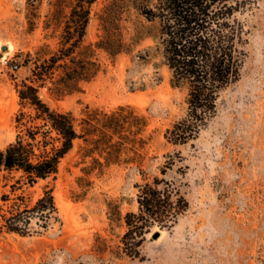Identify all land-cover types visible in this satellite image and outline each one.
<instances>
[{
    "label": "rangeland",
    "instance_id": "obj_1",
    "mask_svg": "<svg viewBox=\"0 0 264 264\" xmlns=\"http://www.w3.org/2000/svg\"><path fill=\"white\" fill-rule=\"evenodd\" d=\"M106 2L93 4L87 40L100 34L99 13ZM39 6L43 16L48 0H40ZM27 12V0H0V149L15 134V82L30 71L22 60L27 52L35 55L37 45L45 41L42 21L30 30ZM235 15L246 29L240 77L220 90L214 115L186 143H167L163 132L186 112L187 89L171 86L170 71L160 56H136L154 43L152 37L113 61L103 56L105 70L80 92L55 97L46 87L39 89L51 107L75 115L86 104L140 107L149 116L146 133L152 132L142 169L149 180L158 176L173 182L187 201L175 223L155 224L145 233L139 255L125 254L124 214L138 208L134 182L142 180L141 171L114 165L101 177L79 179L84 163L76 141L57 177L37 186V192L45 184L52 187L60 219L38 234L1 232L0 264H264V0H255ZM141 24L156 33L155 23L132 12L127 35ZM46 42L51 50L56 38ZM167 153L181 159L163 174Z\"/></svg>",
    "mask_w": 264,
    "mask_h": 264
},
{
    "label": "trees",
    "instance_id": "obj_2",
    "mask_svg": "<svg viewBox=\"0 0 264 264\" xmlns=\"http://www.w3.org/2000/svg\"><path fill=\"white\" fill-rule=\"evenodd\" d=\"M255 0H108L99 13L100 34L87 40V26L96 0H48L41 16L40 0H27L28 28L42 21V37L35 55L27 52L23 63L29 74L15 82L18 108L14 113V138L0 149V233L38 234L59 210L48 184L37 192L43 180L55 179L61 161L79 141L78 154L83 175L101 177L111 166L137 168L142 180L137 188L136 211L124 214L126 230L121 249L129 256L139 255L145 233L152 226L170 227L187 208V201L173 182L142 169L145 148L152 138L146 133L149 116L132 103L110 108L86 104L79 115L51 107L39 93L41 87L55 97L83 90V85L105 70L103 56L113 61L129 53L146 37L154 43L137 57L153 52L170 71L172 87L187 89L186 112L163 132L167 143L183 144L197 137L214 115L222 88L241 74L246 52L243 48L245 24L235 12ZM132 12L156 24L152 34L144 24L127 35ZM56 38L49 50L46 40ZM48 50L45 56L40 53ZM160 169L181 159L164 154ZM91 181L88 180V183Z\"/></svg>",
    "mask_w": 264,
    "mask_h": 264
},
{
    "label": "built area",
    "instance_id": "obj_3",
    "mask_svg": "<svg viewBox=\"0 0 264 264\" xmlns=\"http://www.w3.org/2000/svg\"><path fill=\"white\" fill-rule=\"evenodd\" d=\"M13 66H14V67H17V64H14Z\"/></svg>",
    "mask_w": 264,
    "mask_h": 264
},
{
    "label": "water",
    "instance_id": "obj_4",
    "mask_svg": "<svg viewBox=\"0 0 264 264\" xmlns=\"http://www.w3.org/2000/svg\"><path fill=\"white\" fill-rule=\"evenodd\" d=\"M154 235L156 236L157 235V232H155Z\"/></svg>",
    "mask_w": 264,
    "mask_h": 264
}]
</instances>
